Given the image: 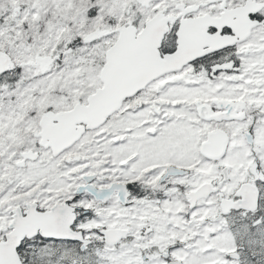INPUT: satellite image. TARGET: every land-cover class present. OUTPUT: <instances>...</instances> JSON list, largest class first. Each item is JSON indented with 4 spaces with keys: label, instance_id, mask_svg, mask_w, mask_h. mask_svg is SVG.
Masks as SVG:
<instances>
[{
    "label": "snow or ice",
    "instance_id": "1",
    "mask_svg": "<svg viewBox=\"0 0 264 264\" xmlns=\"http://www.w3.org/2000/svg\"><path fill=\"white\" fill-rule=\"evenodd\" d=\"M0 264H264V0H0Z\"/></svg>",
    "mask_w": 264,
    "mask_h": 264
}]
</instances>
